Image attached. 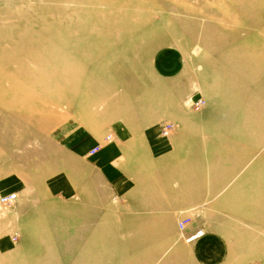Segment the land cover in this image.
Masks as SVG:
<instances>
[{"label": "crops", "instance_id": "0c3cea01", "mask_svg": "<svg viewBox=\"0 0 264 264\" xmlns=\"http://www.w3.org/2000/svg\"><path fill=\"white\" fill-rule=\"evenodd\" d=\"M228 58L223 83L207 89L183 52L170 46L138 66L139 99L117 107L100 129L61 128L63 154L53 158V175L44 182L61 205L48 207V217L33 209L17 217L22 238L15 244L0 240L6 251L0 257L9 256L0 264H116L120 256L122 264H264V237L243 232L241 223V204L248 202L251 217H258L249 198L256 194L264 153L246 182H239L238 170L247 165L229 159V152L212 161L220 149L214 133L231 129L234 138L240 124L245 130L239 107L264 104V60ZM201 94L207 114L194 108ZM253 109L245 136L254 132L261 148L264 116ZM170 120L180 127L163 135L162 124ZM21 183L7 179L1 189L4 195L21 193L22 201L27 195ZM188 218L181 230L179 222Z\"/></svg>", "mask_w": 264, "mask_h": 264}, {"label": "rangeland", "instance_id": "374dc122", "mask_svg": "<svg viewBox=\"0 0 264 264\" xmlns=\"http://www.w3.org/2000/svg\"><path fill=\"white\" fill-rule=\"evenodd\" d=\"M169 45L183 52L207 89L215 81L223 83L229 55L235 57L232 61L251 58L262 65L264 0H0V197L7 179L21 181L27 195L21 201L17 193L12 204L0 202V240H21L17 217L24 212L33 209L43 218L53 209L48 207L61 205L44 183L53 175V158L63 154L60 129L79 124L98 130L117 107L139 99L134 91L138 66ZM63 57L65 64L57 61ZM200 99L204 102L194 108L207 114L208 99L203 94ZM248 105L239 107L245 130L236 122L234 138L231 129L214 133L220 149H214L212 161L229 152V159L247 165L238 170L239 182L250 181L249 172L264 153L263 137L261 149L254 144L258 135L245 136L249 111L256 107L262 117L264 104ZM225 107L220 108L227 113ZM170 124V132L180 127L164 122L162 134ZM263 131L262 126L258 132ZM263 169L255 175L256 194L249 198L256 202V221L248 202L241 204L243 232L257 230L262 237ZM122 260L120 256L116 264ZM0 261H9V256Z\"/></svg>", "mask_w": 264, "mask_h": 264}, {"label": "built area", "instance_id": "2783aa9c", "mask_svg": "<svg viewBox=\"0 0 264 264\" xmlns=\"http://www.w3.org/2000/svg\"><path fill=\"white\" fill-rule=\"evenodd\" d=\"M204 101H203V99H200L199 101H197L195 104L197 105V106H200L202 103H203ZM174 126H173V124H170L169 126H165V128H164V130H163V134L164 135H167L168 133H170V130L173 128ZM109 139H110V137H109ZM99 147L98 146H96V148H94V149H92L91 151H90V153L91 154H94V153H96V150L98 149ZM17 193L16 192H12V193H9V194H7V195H5V196H1L0 197V202H1V204H3V205H7V204H12V203H14V202H16L17 200ZM187 222H186V220H182V221H180L179 222V225H180V227H181V229H184L187 225ZM203 232L202 231H200V232H198V234L196 235V236H198V235H200V234H202ZM191 238V237H190ZM189 238V239H190Z\"/></svg>", "mask_w": 264, "mask_h": 264}, {"label": "bare ground", "instance_id": "6f19581e", "mask_svg": "<svg viewBox=\"0 0 264 264\" xmlns=\"http://www.w3.org/2000/svg\"><path fill=\"white\" fill-rule=\"evenodd\" d=\"M57 61H59V63H61V64H63L64 62H65V57H63V58H60L59 60H57ZM65 64V63H64ZM169 134V133H168ZM167 134V135H168Z\"/></svg>", "mask_w": 264, "mask_h": 264}]
</instances>
